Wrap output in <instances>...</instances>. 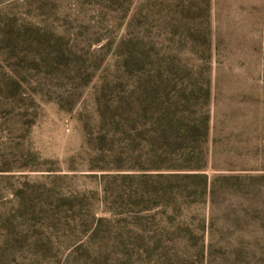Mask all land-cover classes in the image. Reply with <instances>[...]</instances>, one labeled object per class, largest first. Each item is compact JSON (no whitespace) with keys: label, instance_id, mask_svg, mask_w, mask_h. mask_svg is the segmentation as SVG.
Here are the masks:
<instances>
[{"label":"rangeland","instance_id":"rangeland-1","mask_svg":"<svg viewBox=\"0 0 264 264\" xmlns=\"http://www.w3.org/2000/svg\"><path fill=\"white\" fill-rule=\"evenodd\" d=\"M0 264H264V0H0Z\"/></svg>","mask_w":264,"mask_h":264},{"label":"trees","instance_id":"trees-1","mask_svg":"<svg viewBox=\"0 0 264 264\" xmlns=\"http://www.w3.org/2000/svg\"><path fill=\"white\" fill-rule=\"evenodd\" d=\"M184 120V121H183ZM187 117H182V122L177 125V127H173L171 125V122H166L167 127L165 130H162L159 132L158 136H154L157 141H160L161 139L163 143H166L167 148L171 149V155L173 154V161L174 163H179L177 166L169 167L172 170L171 171H202V169L206 166L205 160L202 158V144L199 146L191 145L190 149L191 151L181 147L185 145V143H188L191 141V143H195L197 141V137L200 136L202 138L207 137L208 134V125L210 122V115L203 114L200 115V120L198 121V124H192L189 122H186ZM170 123V124H169ZM167 128L174 129V133L171 135V138L168 137L167 134ZM182 130V133L180 135V131ZM152 139V137H150ZM154 139V140H155ZM183 140L184 143L180 142V140ZM205 143V141H204ZM180 144H182L180 146ZM180 146V147H177ZM166 152V151H165ZM198 152V153H197ZM197 153V155H196ZM188 154H191L192 156L187 158ZM177 156L178 158H174ZM195 155V156H193ZM193 157L196 159V163L201 162L202 164H195L192 165ZM169 178L178 177L180 174L177 173H171L168 174Z\"/></svg>","mask_w":264,"mask_h":264}]
</instances>
